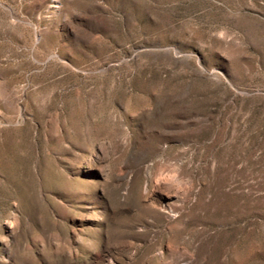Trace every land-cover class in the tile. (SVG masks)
Returning a JSON list of instances; mask_svg holds the SVG:
<instances>
[{
    "label": "rangeland",
    "instance_id": "obj_1",
    "mask_svg": "<svg viewBox=\"0 0 264 264\" xmlns=\"http://www.w3.org/2000/svg\"><path fill=\"white\" fill-rule=\"evenodd\" d=\"M0 264H264V0H0Z\"/></svg>",
    "mask_w": 264,
    "mask_h": 264
}]
</instances>
